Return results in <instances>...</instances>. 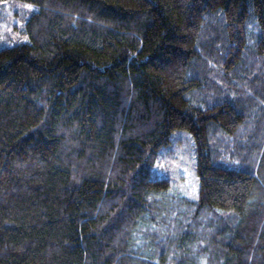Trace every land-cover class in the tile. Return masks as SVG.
<instances>
[{
    "label": "trees",
    "instance_id": "16d2710c",
    "mask_svg": "<svg viewBox=\"0 0 264 264\" xmlns=\"http://www.w3.org/2000/svg\"><path fill=\"white\" fill-rule=\"evenodd\" d=\"M2 2L0 264H264V0Z\"/></svg>",
    "mask_w": 264,
    "mask_h": 264
},
{
    "label": "rangeland",
    "instance_id": "374dc122",
    "mask_svg": "<svg viewBox=\"0 0 264 264\" xmlns=\"http://www.w3.org/2000/svg\"><path fill=\"white\" fill-rule=\"evenodd\" d=\"M0 10V47L26 42L22 34L24 20L36 10L35 6L21 2H2ZM174 142L161 150V158L155 165L158 175H166L171 180V190L196 196L197 178L194 172V147L187 132L173 134ZM177 138V141H175ZM180 140V141H179Z\"/></svg>",
    "mask_w": 264,
    "mask_h": 264
}]
</instances>
